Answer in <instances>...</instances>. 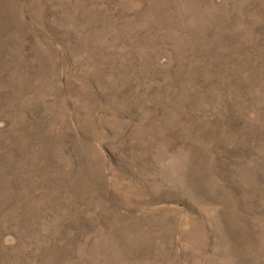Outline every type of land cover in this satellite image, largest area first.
Masks as SVG:
<instances>
[{"label": "rangeland", "instance_id": "rangeland-1", "mask_svg": "<svg viewBox=\"0 0 264 264\" xmlns=\"http://www.w3.org/2000/svg\"><path fill=\"white\" fill-rule=\"evenodd\" d=\"M0 264H264V0H0Z\"/></svg>", "mask_w": 264, "mask_h": 264}]
</instances>
